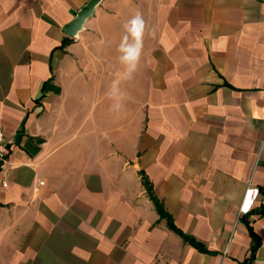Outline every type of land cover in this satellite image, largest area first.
Wrapping results in <instances>:
<instances>
[{"label": "crops", "instance_id": "1", "mask_svg": "<svg viewBox=\"0 0 264 264\" xmlns=\"http://www.w3.org/2000/svg\"><path fill=\"white\" fill-rule=\"evenodd\" d=\"M86 2L0 0V264H242L253 236L264 264V0H100L71 37ZM137 12L155 37L117 113Z\"/></svg>", "mask_w": 264, "mask_h": 264}, {"label": "clouds", "instance_id": "2", "mask_svg": "<svg viewBox=\"0 0 264 264\" xmlns=\"http://www.w3.org/2000/svg\"><path fill=\"white\" fill-rule=\"evenodd\" d=\"M124 35L118 45L119 62L122 72L109 86L108 98L114 101L113 110L119 113L123 108L125 94L121 91L122 82L132 81L139 71L145 37H155V30L150 29L143 15L137 12L123 24ZM264 151V145H261Z\"/></svg>", "mask_w": 264, "mask_h": 264}, {"label": "built area", "instance_id": "3", "mask_svg": "<svg viewBox=\"0 0 264 264\" xmlns=\"http://www.w3.org/2000/svg\"><path fill=\"white\" fill-rule=\"evenodd\" d=\"M11 140L6 136L3 127L0 124V174L2 177V185H6V179L4 176V170L8 161V154L10 152ZM257 195V188L248 184L239 207V214L248 212L253 204V201Z\"/></svg>", "mask_w": 264, "mask_h": 264}, {"label": "water", "instance_id": "4", "mask_svg": "<svg viewBox=\"0 0 264 264\" xmlns=\"http://www.w3.org/2000/svg\"><path fill=\"white\" fill-rule=\"evenodd\" d=\"M99 2L100 0H88L76 13L74 18L63 26V31L71 37H76L78 32L83 29L86 19L94 13V9Z\"/></svg>", "mask_w": 264, "mask_h": 264}, {"label": "trees", "instance_id": "5", "mask_svg": "<svg viewBox=\"0 0 264 264\" xmlns=\"http://www.w3.org/2000/svg\"><path fill=\"white\" fill-rule=\"evenodd\" d=\"M149 195L151 200L155 203L156 208L158 210V212L160 213V215L162 216H168V214L165 212L162 204L157 200V198L152 194L151 190H148ZM170 226L173 227V229H175L178 233H180L184 239H187L188 241L192 242L193 244H195L196 246H198L200 249H204V246L198 242H196L192 237H189L187 235H185L184 233H182L178 228H176L173 223L170 222ZM253 244L251 246V255L248 259H246L244 262H242V264H250V261L252 260L253 257V253L255 252L256 246L258 245L257 242V238L255 236H253Z\"/></svg>", "mask_w": 264, "mask_h": 264}, {"label": "rangeland", "instance_id": "6", "mask_svg": "<svg viewBox=\"0 0 264 264\" xmlns=\"http://www.w3.org/2000/svg\"><path fill=\"white\" fill-rule=\"evenodd\" d=\"M99 3H100V2H99ZM99 3H98V4H99Z\"/></svg>", "mask_w": 264, "mask_h": 264}]
</instances>
